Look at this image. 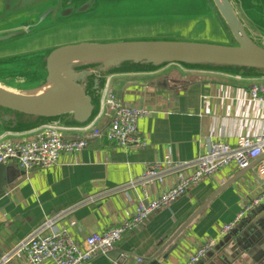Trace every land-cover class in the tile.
Returning a JSON list of instances; mask_svg holds the SVG:
<instances>
[{"label": "crops", "instance_id": "obj_1", "mask_svg": "<svg viewBox=\"0 0 264 264\" xmlns=\"http://www.w3.org/2000/svg\"><path fill=\"white\" fill-rule=\"evenodd\" d=\"M233 3L250 35L264 46V0H233ZM199 4L198 10L160 13L153 20L112 16L115 20L111 21L118 22L96 21L65 29L166 24L172 28L167 36L129 39L175 38L232 43L229 32L208 0H201ZM4 6L9 13L20 8L18 0H5ZM192 25L208 38H180L182 29ZM42 36L43 33L11 43L9 49L0 52V58L29 53L20 49ZM255 84H264V77L193 71L175 64L156 72L110 76L96 126L104 128L109 123L103 99L106 93L111 92L128 107L150 111L139 124L140 134L148 145L140 149H123L102 136L91 141L88 148L77 155L63 154L53 168L25 172L16 162L8 164L10 184L6 191L0 192V258L11 254L12 264H29L19 246L36 231L45 230L48 221L50 227L46 233L66 229L80 244L93 233L120 226L134 216L139 196L145 197L139 185H134L130 194L126 189L143 175L147 165L192 161L213 142L224 141L235 146L243 137L252 139L261 135L264 130V102L250 99V90ZM64 134L66 139L78 135L75 131ZM35 135L34 132L7 136L19 141ZM228 181H231L229 186L216 194ZM172 182L170 179L162 185H152L146 196L149 199L159 197L171 187ZM259 195L255 169L224 167L189 187L170 206L152 213L141 226L125 232L108 256H101L90 264H112V259L120 253L128 256L126 264H184L189 255L208 241L215 240V250L208 252L198 263L212 264L218 259L226 239L234 232L247 230L248 221L262 214L264 201L224 233L225 228L244 212L246 205ZM71 222L75 225L72 226ZM247 260L245 255L243 261Z\"/></svg>", "mask_w": 264, "mask_h": 264}, {"label": "water", "instance_id": "obj_2", "mask_svg": "<svg viewBox=\"0 0 264 264\" xmlns=\"http://www.w3.org/2000/svg\"><path fill=\"white\" fill-rule=\"evenodd\" d=\"M181 1L115 0L111 7L107 0L55 1L51 6L47 0H18L20 8L9 13L5 0H0V44L82 23L118 22L111 21L115 20L112 16L153 20L160 13L187 10L147 12L134 5ZM208 3L219 15L232 43L121 39L71 43L0 58V138L29 134L44 127L79 130L91 126L101 114L109 77L116 74L156 72L175 64L193 71L264 77V46L250 35L233 0H208ZM24 7H29L27 13ZM10 178V168L0 164V192L6 191ZM231 181L222 184L216 194L224 191ZM261 213L259 218L248 221L247 230L234 232L226 239L212 264H264V209ZM245 255L247 261H243Z\"/></svg>", "mask_w": 264, "mask_h": 264}, {"label": "built area", "instance_id": "obj_3", "mask_svg": "<svg viewBox=\"0 0 264 264\" xmlns=\"http://www.w3.org/2000/svg\"><path fill=\"white\" fill-rule=\"evenodd\" d=\"M250 99L264 102V84H255L250 90ZM103 104L107 109L109 123L100 128L94 122L91 126L79 130H65L59 127H44L35 132L34 138L24 137L14 141L11 137L0 138V164L18 163L22 171L49 169L57 166L61 156L77 155L88 148L91 141L105 136L109 143L123 149H140L148 145L140 134L141 120L149 116L147 109L131 108L124 105L114 94H105ZM66 131H75L78 135L66 139ZM34 133V132H33ZM235 166L240 170L255 169L256 184L260 195L246 205L244 212L234 223L228 225L224 233L231 230L244 214L264 201V130L255 138L243 137L235 146L224 141L211 143L207 150L195 160L182 163L157 162L147 165L143 175L126 189L130 194L134 185H139L145 197L139 196L137 208L132 219L120 226L112 227L101 233H93L83 243H79L68 230H57L46 233V229L36 231L29 239L21 243L19 249L25 253L29 264H90L95 259L108 256L122 240L125 232L141 226L155 211L170 206L183 196L189 187L202 182L224 167ZM173 181L171 187L159 197L149 199L148 189ZM71 225H75L71 222ZM216 241H208L201 249L189 255L184 264H198L208 252L216 248ZM128 256L120 253L112 259V264H126ZM0 264H12L11 254L3 255Z\"/></svg>", "mask_w": 264, "mask_h": 264}, {"label": "rangeland", "instance_id": "obj_4", "mask_svg": "<svg viewBox=\"0 0 264 264\" xmlns=\"http://www.w3.org/2000/svg\"><path fill=\"white\" fill-rule=\"evenodd\" d=\"M66 1V0H47V4L53 5V2ZM109 6H113L115 0H107ZM199 1L201 0H183L175 4H170L168 2H156L152 5H134V8L141 9L143 11L152 12L155 9L157 11L162 10L164 12L171 11L173 9L184 8L189 11L198 10ZM55 2V3H56ZM33 7V6H32ZM31 7V8H32ZM30 8V9H31ZM24 12L27 13L29 7H24ZM48 11V10H47ZM47 11L45 13H47ZM44 13V14H45ZM43 14V15H44ZM188 28V27H187ZM198 28V27H197ZM195 28V25L189 27L188 29H182L183 32L179 36L180 38L187 40H205L208 37L202 34V31ZM172 28L166 26V24L157 25H140V26H92L83 27L77 29H65V30H55L51 31L50 34H45L49 31H42L43 36L36 42H32L28 47L20 49L21 52H34L41 51L48 48L58 47L66 44H71L75 42H85V41H106L116 38L129 39L138 37H158L167 36L171 33ZM45 34V35H44Z\"/></svg>", "mask_w": 264, "mask_h": 264}, {"label": "flooded vegetation", "instance_id": "obj_5", "mask_svg": "<svg viewBox=\"0 0 264 264\" xmlns=\"http://www.w3.org/2000/svg\"><path fill=\"white\" fill-rule=\"evenodd\" d=\"M5 35H10V33H6ZM16 41H18V39L12 40V41H10L8 43H1L0 44V52L5 50V49H9L10 48V44L13 43V42H16ZM7 45H9V46H7Z\"/></svg>", "mask_w": 264, "mask_h": 264}, {"label": "bare ground", "instance_id": "obj_6", "mask_svg": "<svg viewBox=\"0 0 264 264\" xmlns=\"http://www.w3.org/2000/svg\"><path fill=\"white\" fill-rule=\"evenodd\" d=\"M236 226V225H235Z\"/></svg>", "mask_w": 264, "mask_h": 264}]
</instances>
